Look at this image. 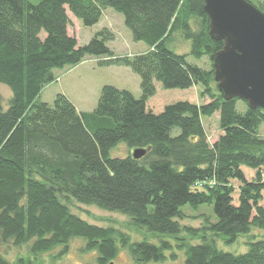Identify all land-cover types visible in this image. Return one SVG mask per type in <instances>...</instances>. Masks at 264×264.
<instances>
[{
    "label": "trees",
    "instance_id": "trees-1",
    "mask_svg": "<svg viewBox=\"0 0 264 264\" xmlns=\"http://www.w3.org/2000/svg\"><path fill=\"white\" fill-rule=\"evenodd\" d=\"M204 6L205 0H0V83L12 91L7 108L0 96L3 242L27 245L35 259L57 248L56 256L63 255L74 238H83L84 250L97 251L96 264L114 262L122 249L134 264L163 262L175 246L185 264H264V109L220 93L211 55L224 42L212 39ZM107 7L124 15L134 40L149 46L146 52L116 54L108 28L79 46L68 31V11L92 26ZM178 35L191 42L190 53L169 47ZM189 56H208L211 67L190 63ZM87 57L100 67H130L141 78V97L105 85L92 112L79 111L63 93L53 104L38 102L59 79L56 70ZM156 82L168 89L202 85L209 102L180 101L156 114L147 109ZM216 113L222 134L211 144L203 120ZM120 143L147 153L112 156ZM243 167L256 171L252 180ZM74 201L129 216L144 238L133 241L128 231L82 218L72 211ZM201 205H213L214 221L181 223L185 206ZM182 233L199 242L185 241ZM241 236L250 238L246 252L219 248L220 241L233 244ZM0 264L33 260L0 253Z\"/></svg>",
    "mask_w": 264,
    "mask_h": 264
},
{
    "label": "rangeland",
    "instance_id": "rangeland-1",
    "mask_svg": "<svg viewBox=\"0 0 264 264\" xmlns=\"http://www.w3.org/2000/svg\"><path fill=\"white\" fill-rule=\"evenodd\" d=\"M31 1L38 3L40 0ZM252 2L254 5H261L264 8V0H252ZM68 15L71 20L68 28L69 34L77 38L79 46L86 45L97 32L108 28L115 34V39L108 44L118 55H136L140 54V52L147 51L149 48L145 42L134 40L132 32L125 24L124 15L112 7L105 8L100 21L92 26L84 25L82 20L75 17L71 11H68ZM169 47L177 53H190L191 42L178 35L174 37L173 41H170ZM188 61L200 67H211V61L208 56L202 59L189 56ZM93 63L98 65V59L96 57H87L76 66H67L64 69L56 70V74L60 76L59 79L44 88L38 102L53 104L57 94L64 91L66 93L63 94L69 96L79 111L92 112L97 107L101 95L100 84H104L103 86L112 85L120 89H127L130 90L135 97H141V78L130 67L109 66L99 72H94L91 68ZM156 87V94L147 102V109L156 114L161 113L165 106L180 101H189L198 105L209 102L208 97H202V85H194L186 89H168L165 88L161 82H156ZM0 96L3 101V106L7 108L9 100L12 98V91L8 86L2 83H0ZM238 108L240 111L245 109L244 101L241 100L238 103ZM203 122L208 140L213 144L222 134L219 125V114L216 113L212 117L204 118ZM260 133L264 136V124L260 127ZM130 152L132 151L127 148L126 144L120 143L118 146L112 148L111 155L114 157H124ZM243 169L249 180L255 177L256 171L248 167H243ZM234 184L237 188L235 194L237 202L239 196V182L235 180ZM71 208L74 213L92 223L114 226L128 231L133 241L142 240L144 238L145 233L143 230L133 228L130 225V217L123 213L107 211L96 205L81 204L75 201L72 202ZM182 210L184 212V218L181 220V223L184 225L202 227L206 223L205 217H209L213 221L215 220L213 205H201L198 208L185 206ZM254 233L260 232L254 230ZM181 236L185 238V241L192 244L199 242L186 233H182ZM249 240L250 238L248 236H241L233 244L220 241L219 248L228 252L243 253L248 250V245L246 243ZM172 241L174 242V240ZM155 242H158V239H155ZM85 244V239L74 238L71 241L67 253L56 256L61 250L57 248L35 259L29 252L27 245L17 246L13 241L3 242L0 237V253L6 255L11 260L20 256H30L33 260V264H96V258L98 256L97 251L84 250ZM173 253L177 255L176 259L171 258ZM166 255L168 257L166 261H153L149 264H185L184 251L176 246L173 250L166 252ZM114 262L116 264H134L127 249H122Z\"/></svg>",
    "mask_w": 264,
    "mask_h": 264
},
{
    "label": "water",
    "instance_id": "water-1",
    "mask_svg": "<svg viewBox=\"0 0 264 264\" xmlns=\"http://www.w3.org/2000/svg\"><path fill=\"white\" fill-rule=\"evenodd\" d=\"M204 9L212 39L224 42L211 55L220 93L225 100L239 98L264 109V11L248 0H205ZM146 153L132 150L136 159Z\"/></svg>",
    "mask_w": 264,
    "mask_h": 264
},
{
    "label": "crops",
    "instance_id": "crops-1",
    "mask_svg": "<svg viewBox=\"0 0 264 264\" xmlns=\"http://www.w3.org/2000/svg\"><path fill=\"white\" fill-rule=\"evenodd\" d=\"M146 52V51H145ZM140 53H144V51L143 52H140ZM92 70L94 71V72H99V71H101V70H103V69H105L106 67H100V66H98L97 64H94L93 63V65H92ZM60 76H58V78H59ZM62 81V80H61ZM103 85L104 84H100V90L102 89L101 87H103ZM62 93H66V92H64V91H61ZM68 96V95H67ZM69 97V96H68ZM78 109V108H77Z\"/></svg>",
    "mask_w": 264,
    "mask_h": 264
}]
</instances>
